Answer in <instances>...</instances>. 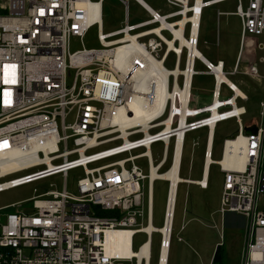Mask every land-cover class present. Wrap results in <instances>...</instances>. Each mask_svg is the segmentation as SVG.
I'll list each match as a JSON object with an SVG mask.
<instances>
[{
    "label": "built area",
    "instance_id": "obj_1",
    "mask_svg": "<svg viewBox=\"0 0 264 264\" xmlns=\"http://www.w3.org/2000/svg\"><path fill=\"white\" fill-rule=\"evenodd\" d=\"M102 1L0 0V193L52 177L59 176L63 182L61 191H46L30 199L32 213L16 210L21 203L10 206L12 212L0 222V264H151L154 234L160 237L156 264H161L164 250L167 264L176 201L169 209L170 183L161 180L168 184L163 226L146 232L152 225L149 175L152 166L160 162L161 169L168 160L171 141L173 163L183 103L176 94L174 100L167 98L162 112L145 128L135 125L125 129L126 143L120 125L134 118L132 107L143 105L138 97H147L145 105L156 110L161 99L160 79L150 72L146 73L148 80L140 76L133 81V67L137 65L143 70L142 55L136 50L139 53L132 52L116 64V51L131 46L132 40L126 39L131 36L141 51L148 52L163 66L173 55L174 71L180 68L185 54L186 73L190 52L186 45L182 46V40L188 42L189 48L197 49L204 11L227 2H235L231 15L240 21L241 44L247 37H264V0H246V7L243 0H165L169 9L165 14L142 0H131L148 16L147 21L133 26L128 25L130 0H119L125 9L124 27L107 35L101 32ZM224 15L227 13L216 11L217 20ZM93 27L102 48L70 53V40L81 39ZM114 35L119 38L107 40ZM169 43L173 46L171 51ZM180 47L178 53L176 48ZM258 47L263 50L264 44ZM197 61L205 67L204 75L212 77L214 88L211 103L194 109L190 106L191 84L193 77L201 74L194 70ZM127 64L130 69L123 74ZM71 73L72 82L68 85ZM218 75L259 77L256 65L238 71L237 62L231 73H225L221 62L213 65L202 57L192 59L179 171L186 135L202 129L210 131L208 117L212 111L207 109L214 108L219 113L215 127L231 120L237 123V134L223 141L220 161L211 159L213 140L207 141L203 173L215 165L223 176L218 213L223 218L235 214L246 221L241 264H264V96L259 121L245 127L242 117L246 110L237 107L236 102H246L247 98L237 96L226 83L218 84ZM179 77L183 78L184 88L186 77L179 75L177 82ZM174 82L175 77L169 76L167 94L173 92ZM222 87L230 92V97L221 98ZM140 88L146 91L141 92ZM168 119L170 132L165 133ZM250 128L253 129L247 132ZM156 129L159 131L150 134ZM146 133L151 135L148 140ZM138 135L141 137L132 139ZM156 143L163 144V153L160 161L153 164L146 152ZM111 144L116 145L101 149ZM228 144L235 146L225 156ZM140 149L144 150L142 154L132 156ZM123 155L127 157L106 163ZM141 158L147 160V175L134 163ZM98 164L102 165L90 167ZM14 166V170L3 172ZM77 169L82 170V177L73 195L67 191L66 182L69 172ZM17 175L20 176L4 181ZM181 184L204 190L208 187L205 174L200 181L183 180L177 184L175 199ZM120 232L132 235L130 243L119 241V252L111 256L108 234ZM137 235H144L146 240L134 252L133 240ZM148 244L149 249H144Z\"/></svg>",
    "mask_w": 264,
    "mask_h": 264
},
{
    "label": "rangeland",
    "instance_id": "obj_2",
    "mask_svg": "<svg viewBox=\"0 0 264 264\" xmlns=\"http://www.w3.org/2000/svg\"><path fill=\"white\" fill-rule=\"evenodd\" d=\"M99 2L100 0H91ZM153 10H158L160 14L169 12L165 0H142ZM243 6L246 7V0H243ZM219 10L227 15L221 16L218 20L216 11ZM235 12V2H227L204 11L198 33L199 45L197 51L212 63L221 60L226 64L225 72L230 71L233 63L240 53L241 65H256L258 78L247 76H228L227 79L243 91L248 97V101L239 103L244 106L247 115L242 117V123L245 127L256 124L259 120L260 102L264 96V49L258 47L264 44V37H247L240 45V21L237 17L231 15ZM148 20L144 9L134 1L128 2V25H137ZM125 24L124 5L119 0H103L101 2V32L104 35L115 33L121 30ZM131 34H134L132 32ZM168 37L166 33L163 34ZM187 36V31H186ZM119 38L118 35L109 37L112 41ZM217 38L219 45H216ZM241 47V48H240ZM102 46L98 41L96 27L91 28L81 39L72 38L70 40L69 52L74 53L83 49L99 50ZM161 54V53H160ZM175 59L173 55L168 57L164 64L166 70L174 68ZM180 70L185 69V54H183ZM196 72H204L205 68L195 63ZM72 74L68 79V85L72 82ZM178 84L183 86V78H178ZM191 107L200 108L210 104L214 88V81L211 77L197 75L192 79L191 84ZM230 93L225 87L221 88V98H228ZM207 109L206 111H209ZM205 111V110H204ZM237 123L233 120L217 125L216 138L213 147V161H220L222 154L223 141L230 139L237 134ZM159 130L150 131L154 134ZM208 130L203 129L187 135L185 146L182 150V161L179 177L190 181L200 180L203 166V152L205 147ZM138 135L134 138H140ZM197 143V146H193ZM118 144V143H116ZM111 144L101 149L112 147ZM173 141L170 142L167 164L160 170L164 173L169 170L172 160ZM144 152L143 149L134 151L132 156H137ZM163 153V144L156 143L150 146V156L153 164L160 161ZM123 155L112 160L113 162L126 158ZM135 165L141 169L143 174L147 175V160L145 158L137 159ZM104 164V163H102ZM100 164V165H102ZM92 165L91 168L100 166ZM129 168V165H127ZM20 175L13 176L17 178ZM82 177V170L77 169L69 172L67 177V191L70 194H76V184ZM2 181V182H4ZM223 184V176L218 167L212 165L209 168V187L205 191L191 185L181 184L177 189L176 207L173 220V232L170 243V251L167 264H210L211 258L215 252H218L221 264H241V256L245 245L246 221L241 216L227 214L224 218L218 213L220 205V196ZM49 185H55L50 188ZM63 182L61 177H52L44 181L18 187L16 189L0 193V222L4 216L12 212L10 208L13 204H20L16 210L25 214L32 213L30 199L36 194L46 191H61ZM146 193V182H144ZM168 185L163 181H155L152 187V220L151 224L155 229L163 226V218L166 204ZM35 190V192H34ZM145 210V208H144ZM145 226V218L143 220ZM183 229V230H182ZM181 239L182 242L178 241ZM144 235H137L133 240V251L145 242ZM160 237L154 234L151 237L152 243V263H157Z\"/></svg>",
    "mask_w": 264,
    "mask_h": 264
},
{
    "label": "bare ground",
    "instance_id": "obj_3",
    "mask_svg": "<svg viewBox=\"0 0 264 264\" xmlns=\"http://www.w3.org/2000/svg\"><path fill=\"white\" fill-rule=\"evenodd\" d=\"M163 27H165V25H162ZM181 28L183 26V23L180 24ZM193 38L196 34V30L194 29L193 31ZM126 39L132 40V45L131 46H125V47H119L116 51L115 54V58H114V62L117 63H122L124 59H127L131 53H139L142 55L140 57V62L143 64V70H140V68L136 65L133 67V75H132V80L133 81H137V79H139V77H144L145 80H148L147 74L146 73H153L156 76H159L160 79V85H159V91L158 93L160 94V101L157 103L156 106V110H150V106L149 105H145L146 104V100L147 97H138L139 101L142 100V104L138 107H132L133 111H134V118L133 119H129V120H125L121 125H120V130L122 132V138L125 139V129L131 128L135 125H142L144 128L147 125V123L151 120H153L156 116H158L159 112H162V109L164 108L165 105V101L167 98H171L174 100L173 95L176 94V96H178L182 103H183V108H182V115H181V121H180V125H179V131H178V141H177V146L175 149V153H174V160L173 163H171V166L169 168V170L166 173H160L159 169H160V162L157 165H154L151 167L150 170V183H151V188L153 186V183L157 180H166L170 183V208L172 207V203L174 202L175 199V194H176V187L177 184L179 182H182L184 179H181L178 175L179 172V162H180V155H181V136L183 134V128L184 126V117H185V113H186V101L188 99V93H189V87H190V72H191V64H192V59L195 57L200 58L201 55L200 53L197 51L196 48H189V44L188 42L182 40V46L186 45L189 49L190 55H189V63H188V70L185 73L184 70H180L178 67L176 68V70H171L168 71L165 69V67L163 66L161 61H156L154 60L151 55L146 52V51H141L140 47L137 46V44L134 42L133 38L131 36H128ZM135 49V50H134ZM138 50V51H136ZM173 50V46L171 43H169V51ZM181 47L179 49L176 48V51L178 53H180ZM130 69V67L128 66V64L124 67V69L122 70L123 74H127L128 70ZM173 76L175 77V82H174V89L173 92H168V94L166 93L167 91V83H168V77L169 76ZM179 75H184L186 77L185 79V83H184V88L180 87L178 85V82L176 81L177 77ZM218 84L220 83H226L230 86H232L234 88V91L236 92L237 96H243V94L239 91V89H237L236 87H234V85L227 80L225 77H223L222 75H218ZM141 92H145L146 89L140 88ZM217 104V100L215 101V105ZM135 106V105H134ZM212 111V112H211ZM209 112H211V116H209V129H210V137L212 138V135L214 133V122L217 121L218 117H219V113L216 112V110L214 108H210ZM166 128H165V133H169L170 131V125H171V119H168L165 122ZM144 131L146 132V130L144 129ZM149 136H151L150 134L146 133V139H149ZM160 136V135H159ZM126 140V139H125ZM128 142V140H126V143ZM229 145V144H228ZM231 146H235V145H229L225 156H227V154L230 151V147ZM146 156L147 157H151L150 156V149H148V151L146 152ZM209 162H207L208 164ZM224 163H226V160L224 161ZM15 169L14 167H9L7 169H3V172H8V171H12ZM190 181V180H188ZM204 183V182H203ZM146 230V229H145ZM152 230H154V227L151 225L147 228L146 232H151ZM131 234L127 233V232H120V233H110L108 234V250H109V254L111 256L116 255L117 252H119L116 248V245L119 241H123L126 240L128 242V244L130 243V239H131ZM144 249H149V244L146 246V248ZM130 254V253H129ZM166 261V251L164 250L162 257H161V264H165Z\"/></svg>",
    "mask_w": 264,
    "mask_h": 264
},
{
    "label": "crops",
    "instance_id": "obj_4",
    "mask_svg": "<svg viewBox=\"0 0 264 264\" xmlns=\"http://www.w3.org/2000/svg\"><path fill=\"white\" fill-rule=\"evenodd\" d=\"M216 45L218 46L219 45V39L217 38V41H216ZM240 45H241V43H240ZM242 46V45H241ZM198 48V47H197ZM241 48V47H240ZM201 55V54H200ZM201 57L205 60V61H207L208 63H211V64H213V65H216V63H218V62H221V63H223V71H224V69L226 68V64H225V62L224 61H221V60H218V61H216V63L214 64V63H212L211 61H209V60H207V59H205L202 55H201ZM241 59H242V56H241V58H240V53H238V55H237V57H236V59H235V61H234V63H233V66H232V68L230 69V71H227V72H225V73H231L232 71H233V69H234V66L236 65V63L238 62V71H243V70H246L249 66H250V63L249 64H245V66H242L241 65ZM198 62V61H197ZM199 63V62H198ZM199 64H201V63H199ZM202 65V64H201ZM254 65V64H253ZM203 66V65H202ZM204 67V66H203ZM205 68V67H204ZM205 72L206 71H204V72H198V73H201V74H199V75H204L205 74ZM203 73V74H202ZM206 76V75H205ZM228 76H236V75H227L225 78L227 79V77ZM240 76H242V75H240ZM208 77H211V76H208ZM212 78V77H211ZM228 80V79H227ZM233 84V83H232ZM234 85V84H233ZM234 87H236L237 89H239L236 85H234ZM228 91V90H227ZM239 91L243 94V96H245L246 98H247V101H248V97L246 96V94L243 92V91H241L240 89H239ZM229 92V91H228ZM230 93V92H229ZM230 97V96H229ZM246 101V102H247ZM211 103V102H210ZM237 107H241V108H244V106H242V105H240L239 106V103H244V101H241V100H238L237 102ZM190 105H191V103H190ZM209 105V104H208ZM191 108H194V107H191ZM195 109V108H194ZM245 109V108H244ZM246 115H247V112H246ZM245 115V116H246ZM244 117V116H243ZM203 130V129H202ZM206 130H208V129H206ZM215 130V129H214ZM198 131H200V130H198ZM196 132V131H195ZM193 133V132H192ZM190 134V133H189ZM213 140V147H214V133H213V136H212V138L210 137V131L208 130V135L206 136V141H205V146H206V144H207V141H209V140ZM227 140V139H226ZM197 146L198 144L197 143H194L193 144V146ZM204 149H205V147H204ZM168 161V160H167ZM167 161H166V163L162 166V168L167 164ZM171 163V162H170ZM161 168V169H162ZM160 169V170H161ZM180 169H181V167H180ZM203 169H204V165L202 166V171H201V178H200V180L202 179V177H203V174H205V178L207 177V182H208V187H209V170L207 171V172H205L204 171V173H203ZM180 172V171H179ZM184 180H188V179H184ZM200 180H193V181H200ZM161 181V180H160ZM164 182V181H163ZM168 185V184H167ZM195 186V185H194ZM195 187H197V188H199L198 186H195ZM208 187H207V189H208ZM201 191H205L204 189H201V188H199ZM206 189V190H207ZM167 190H168V188H167ZM212 259H213V257L211 258V261L210 262H212Z\"/></svg>",
    "mask_w": 264,
    "mask_h": 264
},
{
    "label": "trees",
    "instance_id": "obj_5",
    "mask_svg": "<svg viewBox=\"0 0 264 264\" xmlns=\"http://www.w3.org/2000/svg\"><path fill=\"white\" fill-rule=\"evenodd\" d=\"M216 129H217V126L215 127V130H214V142H215V138H216ZM252 129L253 128L247 129V132L252 130ZM186 138H187V135H186L185 140H184V146H185ZM212 260H213V264H221V263H219L220 262V257L218 255L217 251L215 252Z\"/></svg>",
    "mask_w": 264,
    "mask_h": 264
}]
</instances>
